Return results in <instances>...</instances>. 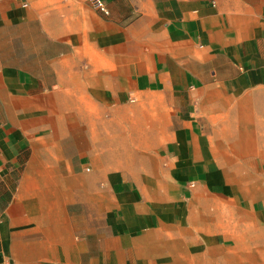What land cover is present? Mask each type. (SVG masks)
Segmentation results:
<instances>
[{
	"label": "crops",
	"instance_id": "obj_1",
	"mask_svg": "<svg viewBox=\"0 0 264 264\" xmlns=\"http://www.w3.org/2000/svg\"><path fill=\"white\" fill-rule=\"evenodd\" d=\"M0 0V264H264V0Z\"/></svg>",
	"mask_w": 264,
	"mask_h": 264
},
{
	"label": "built area",
	"instance_id": "obj_2",
	"mask_svg": "<svg viewBox=\"0 0 264 264\" xmlns=\"http://www.w3.org/2000/svg\"><path fill=\"white\" fill-rule=\"evenodd\" d=\"M97 3H98V5L100 6V8L103 10V11H106L105 9V6L99 1V0H97Z\"/></svg>",
	"mask_w": 264,
	"mask_h": 264
}]
</instances>
